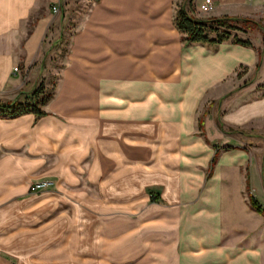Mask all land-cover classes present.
<instances>
[{
    "label": "crops",
    "instance_id": "crops-1",
    "mask_svg": "<svg viewBox=\"0 0 264 264\" xmlns=\"http://www.w3.org/2000/svg\"><path fill=\"white\" fill-rule=\"evenodd\" d=\"M57 1L0 0V99L46 82ZM85 1L45 113L0 114V264H264V217L244 190L247 170L264 202V137L250 151L210 114V143L195 133L217 96L222 126L264 131L260 31L245 32L250 45L187 43L173 22L185 0ZM222 14L264 24V0H213L200 15ZM239 66L257 83L228 94ZM39 179L51 182L28 190Z\"/></svg>",
    "mask_w": 264,
    "mask_h": 264
},
{
    "label": "trees",
    "instance_id": "trees-1",
    "mask_svg": "<svg viewBox=\"0 0 264 264\" xmlns=\"http://www.w3.org/2000/svg\"><path fill=\"white\" fill-rule=\"evenodd\" d=\"M192 0L177 4L174 10L173 22L177 29L181 32V38L184 42L198 43H218L222 40H230L235 43L250 45L251 42L247 36H239L236 31L243 34L252 27L260 29L264 36V24L259 20L250 17L236 15H207L196 16L189 9ZM193 8V7H192ZM259 53V52H258ZM257 65V64H256ZM264 86V80L259 84ZM52 91L45 89L42 82H39L32 90L27 93H18L14 98L6 101H0V114L5 116H13L22 112H32L35 116L44 114L45 111L41 105L51 96ZM221 124V123H219ZM197 125L202 126L201 117L198 116ZM224 148L229 147L224 145ZM215 152L211 157L210 163L213 162ZM245 188H248V177L245 178ZM248 203L250 208L264 215V206L252 196L248 195Z\"/></svg>",
    "mask_w": 264,
    "mask_h": 264
},
{
    "label": "rangeland",
    "instance_id": "rangeland-1",
    "mask_svg": "<svg viewBox=\"0 0 264 264\" xmlns=\"http://www.w3.org/2000/svg\"><path fill=\"white\" fill-rule=\"evenodd\" d=\"M196 2H193V3L191 2L192 5L189 7V9L192 10V13H194V14L196 13V11H194V7H195L194 5ZM85 4H86L85 0H67L64 3H60L57 1V2H53V3L49 4L50 10L52 13L56 14V13L60 12V14L62 15V17L60 18V21L62 22V30H60L58 33V43L54 44V46L52 45V47H51L52 49L49 50L48 53H44V54L41 53L43 55L40 57V60H38V63H37L39 65L40 70L44 74L42 79L46 82L43 83V85L45 86V89H47V90L52 91L56 77L58 75V70L61 67V61H62L61 58H62V55L64 54V50H66V44H67L66 42H67V37L69 34L68 30L70 29V26H71L70 24L72 23V18L74 17V14H76V12L78 10H81L85 6ZM184 4H185V6L187 5V0L184 1ZM53 5L56 8L55 10L52 9ZM205 13L206 12H200V13H196V14H197V16L203 17L200 14H205ZM249 29L255 30L258 28L252 27ZM258 30L260 31V29H258ZM235 33H237V35H239L241 37L246 36V34H243L239 30L236 31ZM260 33H261V31H260ZM262 40L264 42V36H262ZM17 70H18V67H17ZM24 75H26V73ZM24 75H22V80L24 79V77H23ZM253 75H254V73L251 75L247 72L246 67H244V66L237 67L236 71L234 72V74H232L231 79L229 81L230 87H229L228 94H231V93H233V91H236V90L241 89L243 87H248L250 85H254L255 83H257L256 80L253 78L254 77ZM257 75H258V77L264 78V62L261 65V68L258 70ZM261 82L262 81H259V83L256 85V88H258V90H257L258 94H260L264 91V86L259 85ZM20 91H18V93H20ZM22 93H23V91H22ZM14 97L6 98V99L1 98L0 101L10 100ZM219 108H220V98H219V96H217V97H211V98L204 99L200 103L198 110L196 111V117H195L196 130H195V133H197L200 137H202V139L205 142L210 143V139L208 138V136L206 134L204 117L207 114H210L213 118L212 123L218 129H220L221 131H223L225 133H229L233 136L239 137L242 145L245 148H247L248 150L252 151L251 149H253V146L257 145V144L256 145H253V144H255L257 142H258V144H261V141H262L261 139L264 137V131H261L260 133H258V135L254 136L253 135L254 133L252 131L248 130L247 128L244 129L241 127H234V126H228L226 128V127L222 126V124H219V123H221V120L219 118V111H218V110H220ZM198 116H200L201 120H202L201 128H199L197 125ZM256 136H257V138H256ZM211 140L215 143L214 144L215 146H218L219 148H224L223 147L224 145H220V142L218 139H216V140L211 139ZM208 167H209V165H208ZM245 174L248 177L247 170L245 171ZM244 190H245V195L247 197V200H248L249 194L255 198V196L251 192L249 181H248V188H245V184H244ZM261 199L263 200L264 197H262ZM256 200L258 201V199H256ZM258 203L260 205L264 206L263 201L262 202L258 201ZM263 217H264V215H263ZM106 264H108V263H106Z\"/></svg>",
    "mask_w": 264,
    "mask_h": 264
},
{
    "label": "built area",
    "instance_id": "built-area-1",
    "mask_svg": "<svg viewBox=\"0 0 264 264\" xmlns=\"http://www.w3.org/2000/svg\"><path fill=\"white\" fill-rule=\"evenodd\" d=\"M194 6H195L194 11H196V13L208 12L213 7V0H199L195 3ZM52 9L53 10L56 9L54 5L52 6ZM16 70L17 67L13 66L12 71H16ZM50 182L51 181L49 179H39V180L30 181L28 184V190L34 191L45 188L50 184Z\"/></svg>",
    "mask_w": 264,
    "mask_h": 264
}]
</instances>
